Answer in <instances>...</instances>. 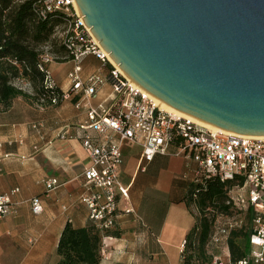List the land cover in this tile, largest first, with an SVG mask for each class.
I'll list each match as a JSON object with an SVG mask.
<instances>
[{
  "label": "crops",
  "instance_id": "0c3cea01",
  "mask_svg": "<svg viewBox=\"0 0 264 264\" xmlns=\"http://www.w3.org/2000/svg\"><path fill=\"white\" fill-rule=\"evenodd\" d=\"M72 68L71 61L49 66L61 93L70 89L67 75ZM107 71L94 56L82 60L83 78ZM112 98V88L105 84L90 100L78 96L52 105L17 97L0 110V196H9L12 209L0 218V264H57L56 248L64 227L87 225L80 198L88 159L77 130L86 123V113L75 103L108 107ZM61 133L65 139L58 138ZM120 149L119 180L128 192L119 198L111 231L116 235L103 240L108 259L102 258L100 264H182L180 247L194 224L184 202L187 183L182 175L189 176L194 164L187 166L173 146L149 163L140 162L141 148L135 144L124 141ZM46 178L62 185L46 192L42 183ZM13 190L18 192L11 194ZM33 198L42 206L39 215L31 212Z\"/></svg>",
  "mask_w": 264,
  "mask_h": 264
},
{
  "label": "built area",
  "instance_id": "2783aa9c",
  "mask_svg": "<svg viewBox=\"0 0 264 264\" xmlns=\"http://www.w3.org/2000/svg\"><path fill=\"white\" fill-rule=\"evenodd\" d=\"M35 2L37 18L44 19L54 11L63 13L67 18L62 38L66 56H38V66L45 74L47 90L53 92L58 89L49 66L65 61H71L73 68L67 75L70 89L61 93L62 100H73L78 96L90 100L103 85L109 84L112 88L113 101L108 107L96 108L88 101L75 103V108L83 107L86 113V123L79 125L77 130L81 132L78 139L88 159L84 171V194L80 198L87 210V221L101 231L115 230L119 198L126 197L128 192V187L121 184L118 172L122 163V142L139 146L140 162L149 163L156 155H165L172 139L177 137L181 140V146L176 150V155L183 157L187 166L194 164L189 176L195 183L203 178L237 182L228 192L227 203L241 213L232 217H217L209 240L212 254L210 264H264V137L209 129L190 119L178 118L162 111L154 98L119 74L110 64L107 55L85 26L74 0ZM87 56H94L101 63L111 65L113 83H108L99 73L84 78L81 76V63ZM56 103L54 97L50 104ZM58 138L65 139V133L59 134ZM140 167L144 170L142 164ZM42 183L46 192L62 185L55 178H46ZM17 192L13 190L11 194ZM30 209L34 215L42 212L37 198L30 200ZM248 210L251 212L248 249L243 258L232 262L228 238L231 231L240 228L242 221L239 216ZM11 212L9 196H0V218ZM103 240L101 254L107 260L108 256L103 252ZM183 245L184 241L180 254Z\"/></svg>",
  "mask_w": 264,
  "mask_h": 264
},
{
  "label": "water",
  "instance_id": "95a60500",
  "mask_svg": "<svg viewBox=\"0 0 264 264\" xmlns=\"http://www.w3.org/2000/svg\"><path fill=\"white\" fill-rule=\"evenodd\" d=\"M135 86L217 129L264 137V0H74Z\"/></svg>",
  "mask_w": 264,
  "mask_h": 264
},
{
  "label": "trees",
  "instance_id": "16d2710c",
  "mask_svg": "<svg viewBox=\"0 0 264 264\" xmlns=\"http://www.w3.org/2000/svg\"><path fill=\"white\" fill-rule=\"evenodd\" d=\"M36 7L35 0H0V110L9 108L12 100L17 97L48 103L54 97L57 103L61 99L59 89L50 92L46 88L45 74L38 66L37 47L49 42L53 29L63 25L67 18L63 13L54 11L48 13L44 19H39L35 13ZM62 49L64 50L63 47ZM102 64L108 69L103 76L111 83L112 67L107 62ZM21 79L31 85L32 95L13 85L15 80ZM170 146L177 150L181 146V140L173 138ZM186 175V178L182 175L187 183L184 202L190 212L191 206H194L199 216H193V227L183 240L181 261L182 264H210L212 254L209 240L217 217H232L241 213L227 203L228 192L237 182L203 178L195 183L191 176ZM211 210L216 211V214L210 219L206 213ZM239 217L242 224L240 228L231 231L227 242L232 262L243 258L248 249L250 210ZM115 235L116 233L99 230L89 221L83 228H73L68 223L57 244V264H100L103 238Z\"/></svg>",
  "mask_w": 264,
  "mask_h": 264
},
{
  "label": "rangeland",
  "instance_id": "374dc122",
  "mask_svg": "<svg viewBox=\"0 0 264 264\" xmlns=\"http://www.w3.org/2000/svg\"><path fill=\"white\" fill-rule=\"evenodd\" d=\"M64 29H65L64 24L61 26L55 27L53 29L50 41L47 42L46 44L42 45V46L37 47L39 54H49L53 58H61V56H64L65 52L62 49V38L64 37V32H63ZM56 62H60V60H57ZM110 64H112V66L115 68V65L113 63L110 62ZM118 72H119V70H118ZM119 74H121V73L119 72ZM13 85L16 88L21 89L26 94H31V95L33 94V88L25 80H22V79L21 80H15L13 82ZM191 210H192V215L195 216V218H198L199 214H198V211L196 210V208L194 206H191ZM206 214L211 219V218H213V216H215L216 211L211 210V211H208V213H206ZM239 242H241V241H239Z\"/></svg>",
  "mask_w": 264,
  "mask_h": 264
},
{
  "label": "bare ground",
  "instance_id": "6f19581e",
  "mask_svg": "<svg viewBox=\"0 0 264 264\" xmlns=\"http://www.w3.org/2000/svg\"><path fill=\"white\" fill-rule=\"evenodd\" d=\"M106 55H107V59H108L111 63H113L112 60L109 58V55H108V54H106ZM113 64H114V63H113ZM114 65H115V68H117V69L119 70V72L124 76V74H123V73L121 72V70L118 68V65H116V64H114ZM154 100H155L156 104L159 106V108H160L162 111H164V112H166V113H168V114H171V115L176 116V117H178V118H186V119H190L191 121H193V122H195V123H197V124H199V125H201V126H204V127H206V128H209V129H217V128H215V127H213V126H210V125H208V124H206V123H204V122H201V121H199V120H197V119H195V118H192V117H190V116H188V115H186V114H183V113H181V112H178V111L172 109L171 107L165 105L164 103L160 102L159 100H157V99H155V98H154ZM217 130H218V129H217Z\"/></svg>",
  "mask_w": 264,
  "mask_h": 264
}]
</instances>
